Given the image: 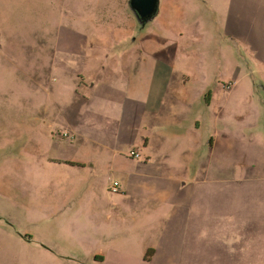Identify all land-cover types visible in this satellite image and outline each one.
Instances as JSON below:
<instances>
[{
	"label": "crops",
	"instance_id": "1",
	"mask_svg": "<svg viewBox=\"0 0 264 264\" xmlns=\"http://www.w3.org/2000/svg\"><path fill=\"white\" fill-rule=\"evenodd\" d=\"M110 1L61 0L58 17L62 14L65 20L57 23L50 54L55 58L61 55L63 62L54 61L46 73L51 76L55 72L81 81L86 91L85 104L82 112L79 111L78 120L67 122L68 128L78 136L85 130L94 134L88 139L92 148L96 150V146H101L111 153H87L83 144L79 146L75 142L74 136L68 138L69 143H63L69 149L68 155L49 161L67 177L59 188L50 187L49 192L61 202L49 203L44 216L53 219L52 224L55 220L61 222L64 234L61 240L67 249L54 248L58 239L52 235V225L44 241L19 237L16 240L9 238L8 242L17 248L19 257L26 251L30 262L35 264H126L120 258L125 260L131 256L140 259L141 264H156L159 260H164V264H193V247L200 244L207 247L208 241L224 240L227 249H230L231 241L239 242L231 253L232 264L261 263L264 220L244 219L242 189L233 187L225 193L217 189L219 192L214 194L213 187L206 181L193 180V88L189 87L188 76L178 77L174 72V51L169 47L175 42L162 35L140 34L128 45L138 54L148 55L149 60H138L129 51L130 56L121 61L109 59L107 55L103 60L107 66L102 68L98 33L102 11L109 9ZM196 1L201 8L197 12L200 18L207 19L205 12L213 15L212 22L224 40V46L233 51L235 57L248 58L258 70L264 89V0ZM0 5L4 6L2 0ZM164 7L168 12V6ZM160 9L161 0L158 15ZM130 13L134 17L131 10ZM56 21L53 20L55 25ZM161 23V28L164 26V31H169L166 19ZM130 29L125 31L126 34L130 35ZM37 44L33 59L29 58L32 65L30 80L34 81L38 72L36 50L41 48V42ZM119 65L122 66L120 70ZM239 73L240 69L237 70ZM86 81L92 84L88 86ZM127 102L136 105L133 110L138 115L136 121H142L143 128L149 127L151 133L139 137L140 124L137 125L130 130L124 152L119 153L113 149L116 141L110 137L112 132L109 136H96L97 130L85 121V115L107 114L110 107L117 106L120 112L115 114L117 123L113 126L116 134L121 130L126 114L131 113H125L131 108ZM106 103L109 108L103 110ZM165 108L171 115L168 121ZM37 124L35 120L29 123L34 130ZM167 131L178 132L181 136L167 137ZM206 145L212 150L215 141L210 138ZM130 150H137L140 159L130 158ZM105 169L112 179L101 176ZM204 171L206 177L215 176V173L224 177L223 171ZM113 182L118 183L116 193L110 190ZM61 204L63 209L59 207ZM59 211L64 215L62 219L55 217ZM215 221L226 227L219 236L213 235ZM1 223L0 220V264H11L5 259L11 243L6 246V226ZM199 223L206 226L204 232L194 231ZM227 225L232 229H227ZM245 241H251L247 249ZM66 257L69 262L64 260ZM14 262L22 264V259Z\"/></svg>",
	"mask_w": 264,
	"mask_h": 264
},
{
	"label": "rangeland",
	"instance_id": "2",
	"mask_svg": "<svg viewBox=\"0 0 264 264\" xmlns=\"http://www.w3.org/2000/svg\"><path fill=\"white\" fill-rule=\"evenodd\" d=\"M2 3L0 220L1 226H6L5 243L7 246L11 243L8 242L9 238L16 240L19 237L44 241L47 230L49 231L52 225V235L58 239L54 248L64 250L67 247L61 240L64 235L61 222L55 220L52 224L53 219H45L44 215L49 203L61 202L49 192L50 187L59 188L67 176L49 161L68 155L69 149L65 148L63 143H69L68 138L74 136L75 142L79 143V146L83 144L87 153L98 152L106 155L111 152L101 146H96V150L92 148L93 145L88 139L95 136L94 134L85 130L78 136L68 128L67 122L77 121L79 111L82 112V106L85 104L83 96L86 91L82 88L81 81L55 72L51 76L46 73L54 61L59 64L63 62L61 55L55 58L50 54L57 23L61 24V21L65 20L62 14L58 17L61 0H2ZM127 4L128 0H111L109 9L104 8L102 11L98 33L101 41L98 52L102 62L107 55L109 59L116 58L121 61L123 57L130 56L127 54L129 51H132V56L138 60H149L148 55L142 52L138 54L128 45L140 34L171 38L175 42L169 47L174 51V72L178 77L188 76L189 87L193 88V180L206 181L213 187L214 194L220 189L222 193L230 192L233 187L239 186L240 190L242 189L240 193L244 196V219L263 221L264 89L258 70L249 63L246 56L235 57L233 51L224 46V40L216 31L215 22H212L213 15L205 12L204 17L207 19H201L197 13L201 8L196 0H161L160 13L155 21L141 27L130 13ZM164 5L168 6V12L164 10ZM54 19L58 20L56 25L53 23ZM164 19L169 31H164V26L161 28V21ZM129 29L130 35L125 32ZM37 42H41V48L36 50L38 72L35 75L37 80L34 81L30 80L32 65L29 58L33 59L34 45L37 46ZM106 66V62H103L102 68ZM118 69H122V66L119 65ZM183 81L182 79L181 83ZM86 83L88 86L92 84L91 81ZM126 105L131 108H127L125 113H131L126 114L121 130L116 134L113 126L117 123V106L110 107L107 114L103 112L85 115V121L97 130L96 136L105 137L112 132L110 137H114L116 141L113 149L119 153L124 152L123 146L129 141L130 130L135 129L137 125L140 124L139 137L151 133L149 127L143 128L142 121H136L138 115L133 112L136 105L128 102ZM107 108L109 105L106 103L103 110ZM165 112V119L168 121L171 115L167 108ZM33 120L38 122L35 130L29 125ZM64 134L68 137H62ZM166 134L174 139L181 136L175 131H167ZM210 138L215 141L212 150L206 145ZM206 169L223 171L224 177L220 178L216 173L215 176L212 174L206 177ZM101 176L112 179L106 169ZM216 180L218 183H215ZM57 193L54 192V195H58ZM59 207L63 209L64 206L61 204ZM214 214L216 216V210ZM55 217L62 219L64 215L59 211ZM246 227L248 228L247 225ZM212 228L213 235L217 236L226 229L216 221ZM228 228L231 230V225H227ZM237 229L236 227L235 230ZM205 230L206 226L199 223L194 231L201 233ZM261 232L264 234V226ZM230 243V249L226 248L224 240L208 241L207 247L196 245L193 247V264H232L231 253L239 242ZM244 243L245 248H248L251 241ZM9 246L10 253L6 254L5 259L11 264L21 259L22 264H35L30 262L26 251L19 257L14 244ZM260 247L263 254L261 263L258 264H264V241ZM64 260L69 262L67 257ZM120 261L126 264H141L140 259L134 256L125 260L120 258ZM156 264H164V260H159Z\"/></svg>",
	"mask_w": 264,
	"mask_h": 264
},
{
	"label": "water",
	"instance_id": "3",
	"mask_svg": "<svg viewBox=\"0 0 264 264\" xmlns=\"http://www.w3.org/2000/svg\"><path fill=\"white\" fill-rule=\"evenodd\" d=\"M128 6L140 26L152 22L159 12V0H129Z\"/></svg>",
	"mask_w": 264,
	"mask_h": 264
},
{
	"label": "built area",
	"instance_id": "4",
	"mask_svg": "<svg viewBox=\"0 0 264 264\" xmlns=\"http://www.w3.org/2000/svg\"><path fill=\"white\" fill-rule=\"evenodd\" d=\"M128 156L130 158H132V159H135V160L140 159V156H139V153H138L137 150H130L128 152ZM117 186H118V183L117 182H113L112 185H111V188H110L111 192L116 193L117 192V189H116Z\"/></svg>",
	"mask_w": 264,
	"mask_h": 264
}]
</instances>
